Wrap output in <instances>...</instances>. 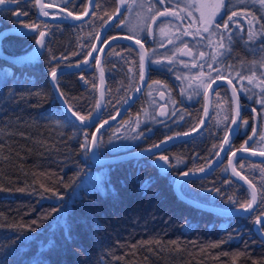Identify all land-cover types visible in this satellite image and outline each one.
Segmentation results:
<instances>
[{
    "label": "trees",
    "instance_id": "obj_1",
    "mask_svg": "<svg viewBox=\"0 0 264 264\" xmlns=\"http://www.w3.org/2000/svg\"><path fill=\"white\" fill-rule=\"evenodd\" d=\"M81 1L74 11L81 8ZM8 8L25 14L18 16ZM0 9V28L14 24L15 19L34 24L37 18L30 0ZM237 14L234 25L225 32V53L219 63L213 57L204 58L205 66H200V56H194L186 73L190 76L198 71L207 78L227 75L244 101L237 131L217 164L207 174L178 182L183 194L221 207H239L249 197L246 187L228 172L225 158L251 130L253 114L246 109L247 97L259 109L250 145L264 149V78L260 81L256 75L243 73L254 71L264 61V34L259 24L253 29L252 45L246 42L249 21L264 17V6L259 0H248ZM103 18L99 13L88 14L79 27L85 31L83 36L73 28L82 20L40 18L45 46L35 62L10 61L0 55V264H264V241L252 227L254 218L264 210V182L254 181L259 188L256 204L241 214L195 206L178 196L171 185L180 171L204 166L216 151L231 114L224 84L215 89L225 97L224 115H211L198 132L173 139L154 152L99 163L89 159L85 144L94 124L78 123L59 106L47 73L80 59ZM35 30L3 34L0 50L4 54L25 51ZM115 32L129 33L113 21L104 34ZM101 66L106 79L99 120L111 115L133 88L138 76L137 52L126 41H113L101 55ZM55 79L66 105L79 116L90 117L97 80L93 59L60 72ZM148 79L121 116L98 132V155L146 146L195 124L199 108L191 105L177 102L162 115L156 106V90L167 92L174 85L165 74L149 72ZM253 80L256 87L262 83L259 90ZM153 81L159 83L153 85ZM149 86L155 91L147 100ZM161 156L168 158L166 165L157 160ZM255 161L264 164L245 154L234 156L235 166L250 179L244 163ZM102 163L108 166L97 185L82 178L87 168ZM261 228L264 233V223Z\"/></svg>",
    "mask_w": 264,
    "mask_h": 264
},
{
    "label": "flooded vegetation",
    "instance_id": "obj_2",
    "mask_svg": "<svg viewBox=\"0 0 264 264\" xmlns=\"http://www.w3.org/2000/svg\"><path fill=\"white\" fill-rule=\"evenodd\" d=\"M43 1L63 6L70 11H74V9H76L74 7L78 2V0ZM97 1H101V4L106 5L108 10L111 9L109 13L117 4V0H111L109 2L108 0H93L90 12L93 9L94 11L97 10ZM85 2H87V0H82L81 8L76 11L81 10L84 5H86ZM222 3L223 7H220L221 0H211L209 2L208 0H163V2H160V0H124L123 7L116 16V19H114V22L118 25L121 23L124 27L132 25L136 34L139 33L135 36L141 39L146 52L147 79L145 85L148 81H150L148 79L149 72L153 74L156 72L158 74L167 75L169 81L174 85L173 89L169 88L167 92H160L158 89L156 90L158 96V103L156 106L158 110H161V113L170 112V100H173L174 104L180 102L182 105L186 104L188 106L191 105L192 107L202 108L201 93L203 88L201 91L196 84L201 80H203L204 84H206L212 76L207 78V74L202 75L198 71L194 75L186 76L185 78L184 76L187 72H189L188 67L194 63V56H200L198 59L200 66H205L202 63L204 58L209 59L213 57L212 61L219 63L220 57L225 53L224 46L227 34L232 25H234V21L236 19V16H234V20L232 19L229 21V17L232 16L233 12L238 13L243 7V4L247 5L248 0H222ZM14 4L15 3L12 5L14 6ZM241 12L243 13V11ZM202 13L203 20L201 19ZM213 13H215L214 23L209 25L207 21L212 18ZM124 14H127L126 19L124 18ZM247 16L248 15H246V18ZM138 17L141 21H139ZM34 22L36 27L39 26L40 28V18L37 17ZM125 23L126 26L124 25ZM216 24H219L218 28L216 27ZM225 24L228 25L227 29L224 27ZM205 27H208L209 31L205 32ZM225 32L227 34H225ZM246 42L252 45L250 39H246ZM221 44H223V47L220 46ZM225 63L230 65L229 62ZM196 64L197 62L195 65ZM199 69L202 70L203 68ZM243 73L246 74L245 76L254 75L253 70L252 72L249 71L248 73ZM231 81L234 83L237 90L235 81L232 79ZM156 83V81L152 82L153 85ZM147 89L148 91L145 99L150 100L153 95L151 93L155 90H152V87L150 86L147 87ZM220 94L223 96L222 92H220ZM250 99L251 100H249V97L246 98V109H248L251 114L252 110L255 109L256 115L259 117V113L257 111L259 110L258 106L254 103L252 97H250ZM241 101L244 102L242 99L240 100V110L242 108ZM147 103H151V101ZM146 108H148V105ZM261 124L264 130V125L262 122ZM254 135L255 133L253 136ZM248 136L249 133L247 132L239 145L244 143V140H246ZM252 137L248 141L247 146L251 148H260L258 144H256V147L250 145ZM261 139L264 140L263 135ZM155 150L151 152H154ZM263 223L264 220L260 223V229H262L261 225Z\"/></svg>",
    "mask_w": 264,
    "mask_h": 264
},
{
    "label": "water",
    "instance_id": "obj_3",
    "mask_svg": "<svg viewBox=\"0 0 264 264\" xmlns=\"http://www.w3.org/2000/svg\"><path fill=\"white\" fill-rule=\"evenodd\" d=\"M92 2H93V0H87L86 6H85V9L83 10V12H81V13H72L71 12L72 13L71 16L68 15V13L70 11H68L67 9L62 8L58 5L43 2L42 0H36V8H37L38 14H40V16H42L44 18H59V17L63 18L64 17V18H69L70 20H79L89 13V11L92 8ZM123 4H124V0H118V4H117L115 10H113L106 17V19L101 23V25L98 27V29L94 35L92 44H91L89 50L87 51V53L85 54V56L83 58H81L80 60H78L74 63L56 66L55 68L50 70V72L47 74L48 82L51 86V90H52V92L55 96V99L57 100L59 106L68 115H70L75 121H77L80 124L88 125V124H94L95 123L93 128H92V131H91V134L89 137V141H91L94 138L96 139V135L101 128H103L107 125H110L113 121H115L118 117L121 116V114L124 112V110L130 105V103L135 99V97L139 93L140 89L142 88V86L144 84L145 77H146L145 48H144L142 41L139 38L134 37V36L127 34V33L119 32V33L111 34V35L105 37L101 42H99V40L102 37L107 26L115 19V17L121 11ZM44 7L58 9V10L62 11L63 15L48 14L47 16H45V15H43ZM28 30H29V27H26V26H5V27L0 28V37L3 34L8 33V32L22 33V32H26ZM41 31H43V30H41ZM38 39H40L39 33L37 34L34 42L30 46V48L21 54L4 55L3 53H1V50H0V54L4 55L10 59L16 60V61L21 60V59H28V58L32 57L33 55H35L37 53V51L39 50L40 45L36 44V40H38ZM116 39H123V40L133 44L134 46H136L138 48V50H139V63H140V77H139L138 83L135 85V87L132 89V91L127 95V97L119 104V106L116 108V110L109 117H107V118L96 123V121L99 117L100 111H101L102 103H103L104 76H103V71H102V67L100 64V58H101V54H102L104 48L106 47V45L108 43H110L111 41L116 40ZM137 41H139V43H137ZM95 51H96V55L94 58V67H95V71H96V75H97L95 108H94V111H93L92 115L90 116V118L87 117V119L84 122H81L79 119L76 118V116L72 115V112H74V111H72V110L69 111L70 108L66 105L62 95L60 94V92H59V90L55 84V80L53 79L51 73L53 70H55L56 74H58L64 70L76 69L80 66H83L87 62H89V60L92 58V55ZM141 56L144 57L143 68H141V63H142L141 62ZM141 77H143V78H141ZM229 81H231V80L224 75H216V76L212 77L207 82V84L203 90V107L201 110V114H200L198 122L193 127L186 129V130H183L181 132H177V133L167 135L152 145L145 146L142 148H134V149L126 150V151L116 152L113 154L97 155L95 153V147H93L91 145V143H88L87 154H88L89 159L92 162L98 163V162H102V161H108V160L116 159L119 157H127V156H130L133 154H145V153H148L149 151H153V150L163 146L164 144L168 143L169 141H171L175 138L186 137V136H189V135L196 133L204 125V123L207 119L208 112H209L210 95H211L212 88L214 87V85H216L218 83H223L226 85L230 99H231L232 115H231V120L227 126V129H226V131H225V133L221 139L219 147L217 148L216 152L214 153V155L212 156L210 161L207 164H205L202 168H199L197 170L180 171L172 180L171 185H172L173 190L176 192V194L178 196H180L181 198L191 202L195 206L204 207V208H208V209L218 211V212H223V213H246V212L250 211L254 207L255 203H253L252 208L248 209L247 211L245 210L244 207H231V208L221 207V206L209 204V203L202 202V201H199L197 199L191 198L190 196L183 194L178 189V186H177L179 180L184 178V177L200 176V175H204V174L208 173L217 164L219 158L221 157V155H222V153H223V151L227 145L225 143V137L227 136L228 139L230 140L231 137L236 132L238 120H239V117L236 116V111H237V107H238L239 113H240V101H239V95H238L236 89H235L236 95L234 97L233 89L235 87H234L232 81H231V83H229ZM252 112H253V127L250 131L248 138L244 141V145L233 147L232 149H230L227 152L226 157H225L228 172L234 178H236L237 180L242 182L249 190L250 198H249V202L247 204L252 203L253 194H255V202H256V190H255L254 184L251 182V180L248 177H246L240 170H238L234 166L233 157L236 154H245L249 157L264 160V155H260V153H264V150L254 149V148L247 146L248 141L250 140V138L252 137V135L254 133V129H255L256 123H257V115L255 113V110L253 109ZM233 119H235V121H236L235 123H233ZM245 142H247V143H245ZM242 147L246 148L247 150L246 151H240V149ZM234 153H235V155H234ZM230 161H231V164H230ZM233 167L236 168V171L239 172V175H235L233 173V171H232ZM185 173H187V175H185ZM241 177H243L244 179H241ZM247 204H245V206ZM258 217L260 218V221L262 222L264 220V212L260 213L255 218L252 227H253V230L255 231V233L261 239L264 240V234L259 229V225L261 222L257 223Z\"/></svg>",
    "mask_w": 264,
    "mask_h": 264
},
{
    "label": "rangeland",
    "instance_id": "obj_4",
    "mask_svg": "<svg viewBox=\"0 0 264 264\" xmlns=\"http://www.w3.org/2000/svg\"><path fill=\"white\" fill-rule=\"evenodd\" d=\"M19 1H22V0H19ZM206 1V0H205ZM209 1H211V0H208V2ZM18 4V3H17ZM96 7H97V10L96 11H94V9L90 12V13H99L100 15H102V18L106 15H108L109 14V11L111 10H108V7L106 6V5H103V4H101L100 2H98L97 1V5H96ZM112 8V7H111ZM8 10L11 12V13H13V14H18V13H20V10L21 9H17V8H14V9H10V8H8ZM4 11H5V9H4ZM0 12H3V9H0ZM126 12H128V11H126ZM89 13V14H90ZM133 14V13H132ZM135 15V14H134ZM105 16V17H106ZM104 17V18H105ZM84 18H87L88 19V14L86 15V16H84L82 19H80V20H82V21H79V22H77V23H75L74 25H73V28H75V29H77V30H79V34H80V36H83L84 35V29H79V27H81V26H84V22H85V19ZM103 18V19H104ZM124 18L126 19L127 18V14H124ZM139 18V17H138ZM84 19V20H83ZM94 19H98L97 17L96 18H94ZM14 21H16L14 24L15 25H22V26H24L23 24H25V23H23L24 21L23 20H17V19H15ZM139 21H141V19L139 18ZM125 26H126V23L124 24ZM127 28V30L129 31V33L130 34H134V32H136L135 30H133V28H132V25H127L126 26ZM37 28H39V26L37 27ZM38 32V31H37ZM139 32V31H138ZM139 33H137V35H138ZM103 37H105V34H104V36ZM110 45V44H109ZM109 45H107L105 48H104V51L106 50V48H108V46ZM89 49V48H88ZM261 67V68H260ZM214 68V67H213ZM212 67H208V69L210 70V71H214V69H213ZM129 69H130V74H131V68L129 67ZM139 70H138V67H137V72H138ZM106 72L104 71V74H105ZM248 73V72H247ZM254 75H256L255 76V78H256V80H257V78H259L260 79V81H261V79L262 78H264V61L262 62V64L261 65H258V66H254ZM187 76V74L184 76V78ZM105 79H106V74H105V76H104V81H105ZM55 82H56V79H55ZM197 86H198V88H201V81L200 82H198L197 84H196ZM205 85V84H204ZM253 85H254V87H255V89L256 90H259V88H260V86H261V82H260V86H259V84H257V86L258 87H256V84H255V82H254V80H253ZM104 87H105V84H104ZM204 87V86H203ZM103 102H104V98H103ZM156 103H154V105H155ZM170 104H171V106L170 107H172L173 106V100H170ZM144 109H146L147 110V108H144ZM219 112H221V113H223V115H224V113H225V110H224V97L220 94V92L218 91V90H214V92L212 93V96H211V106H210V112H209V116H208V120L210 119V116L211 115H214L215 113H219ZM263 114H264V110H263ZM230 116H231V114H230ZM220 123H221V121H220ZM219 123V124H220ZM157 160L159 161V163H161L162 165H166V162L164 161V160H161L160 159V157L159 158H157ZM245 164V166L243 167L244 169H245V171H247V173L249 172L250 174H251V176H252V181H253V184H254V187H255V190H256V196H258V191H259V188L256 186V183H254V181L255 180H257V179H259L260 180V184L262 183V182H264V164L263 163H257L256 161L255 162H248V163H244ZM251 165V166H250ZM107 163H102V164H100V165H98V166H95V167H89V168H87L85 171H84V173H83V176H82V178L85 180V181H87V182H89V184H92V185H97L98 183H99V180H100V177H101V175H102V173L107 169ZM258 173V174H257ZM258 185V184H257ZM264 186V185H263ZM259 187H260V185H259ZM264 195V194H263ZM191 197V196H190ZM191 198H193V197H191ZM200 199H202L203 200V198H201L200 197ZM208 199V198H207ZM246 201V199L245 200H242V203L243 202H245ZM208 203V202H207ZM209 204H213V203H210L209 202ZM213 205H217V204H213Z\"/></svg>",
    "mask_w": 264,
    "mask_h": 264
},
{
    "label": "snow or ice",
    "instance_id": "obj_5",
    "mask_svg": "<svg viewBox=\"0 0 264 264\" xmlns=\"http://www.w3.org/2000/svg\"><path fill=\"white\" fill-rule=\"evenodd\" d=\"M160 2H163V0H160ZM13 3H19V0H0V5L13 4ZM259 3H260L262 6H264V0H259ZM42 7H43V6H42ZM220 7H223L222 0H221ZM24 14H25V13L20 12V13H18L17 15L20 16V15H24ZM48 14H49V13L46 12V11L43 12V15H45V16H47ZM68 15L71 16L72 13L69 12ZM236 15H238V14L235 13V12H233L232 16L229 17V21H231V20L233 19V17L236 16ZM214 18H215V13L212 14V18L209 19V20L207 21V23H208L209 25H211L212 23H214ZM201 19L203 20V13H202V17H201ZM261 19H264V17H261V18H259V19L253 17V19L249 21V26H250V30H249V39H250V40L253 39V37L256 35V32L253 30L256 24H259V25H260L261 33L264 34V24H261ZM26 27L35 28L34 25H26ZM216 27L218 28V27H219V24H216ZM224 27L227 29L228 25L225 24ZM204 31H205V32L209 31V28H208V27H205ZM39 35H40V39L36 40V44L40 45V46L43 48V47L45 46V40H44L45 33H44L43 31H41V32H39ZM231 39H232V37H231V36H228V40L231 41ZM137 43H139V41H137ZM220 46L223 47V44H221ZM143 59H144V57L141 56V62H142V63H141V68H143ZM51 75H52L53 79L55 80L56 75H57V74H56V71L53 70L52 73H51ZM141 78H143V77H141ZM250 82H251V80H250ZM157 83H159V82H157ZM229 83H231V81H229ZM203 84H204V81L201 80V85L203 86ZM233 95H234V97H235V95H236L235 88L233 89ZM262 103H264V101H262ZM69 111H71V109H69ZM161 114L163 115L164 113H161ZM72 115H73V116H76V118L79 119L81 122H84V121L87 119V118L84 117V116H79V115H78L77 113H75V112H72ZM239 115H240V113H239V108L237 107L236 116L239 117ZM235 122H236L235 119H233V123H235ZM244 123L247 124V121H244ZM88 143H91V145H92L93 147H96L97 144H98V140L94 138V139H92L91 141H87V139H86L85 147H87V144H88ZM225 143H226V144L230 143V141H229V139H228L227 136L225 137ZM245 143H247V142H245ZM246 150H247V149L244 148V147H242V148L240 149V151H246ZM234 155H235V153H234ZM260 155H264V153H260ZM160 159H161V160H164L165 162H167V160H168V158H167L166 156H161ZM230 164H231V161H230ZM241 167H243V166L241 165ZM232 171H233V173H234L235 175H239V172L236 171V168H235V167H233ZM185 175H187V173H185ZM241 179H244V178L241 177ZM253 203H255V194H253L252 203H249V204H247L246 206H245V205H241V207H244L245 210L247 211L248 209H251V208H252ZM260 222H261V221H260V218L258 217V218H257V223H260ZM68 238H70V233H69V237H68Z\"/></svg>",
    "mask_w": 264,
    "mask_h": 264
},
{
    "label": "bare ground",
    "instance_id": "obj_6",
    "mask_svg": "<svg viewBox=\"0 0 264 264\" xmlns=\"http://www.w3.org/2000/svg\"><path fill=\"white\" fill-rule=\"evenodd\" d=\"M60 19H67V20H70L69 18H61V17H59ZM88 118H90V117H88ZM233 214H241V213H233ZM263 240V239H262ZM264 241V240H263Z\"/></svg>",
    "mask_w": 264,
    "mask_h": 264
}]
</instances>
